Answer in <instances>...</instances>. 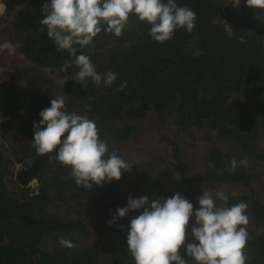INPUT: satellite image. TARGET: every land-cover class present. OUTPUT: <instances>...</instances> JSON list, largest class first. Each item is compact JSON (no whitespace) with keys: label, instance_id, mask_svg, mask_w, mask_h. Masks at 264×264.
I'll list each match as a JSON object with an SVG mask.
<instances>
[{"label":"trees","instance_id":"16d2710c","mask_svg":"<svg viewBox=\"0 0 264 264\" xmlns=\"http://www.w3.org/2000/svg\"><path fill=\"white\" fill-rule=\"evenodd\" d=\"M48 2H0V43L16 51L13 63L0 64V112L8 118L0 125V264H134L127 234L143 209L109 224L130 196L179 193L195 213L197 197L217 188L228 194L226 206L247 203V264H264V21L246 0L239 7L228 0H176L196 13V28L178 29L159 43L150 38V25L131 15L121 36L102 31L91 46H75L99 73L114 71L117 79L111 86L80 82L87 95L74 98L64 80L77 81L78 69L63 71L68 53L38 30ZM57 96L68 112L94 120L109 150L131 161L119 181L84 189L55 152L36 151L33 125ZM233 157L248 166L230 172ZM39 160L34 190L15 169ZM194 224L193 214L186 244L193 242ZM61 237L76 247H61ZM180 254L190 260L186 247Z\"/></svg>","mask_w":264,"mask_h":264},{"label":"clouds","instance_id":"9594fccd","mask_svg":"<svg viewBox=\"0 0 264 264\" xmlns=\"http://www.w3.org/2000/svg\"><path fill=\"white\" fill-rule=\"evenodd\" d=\"M240 2L234 0L235 6L239 7ZM246 6L256 13V19L264 21V0H246ZM42 13L44 18L39 21L42 27L38 30L46 29L57 49L70 57L65 59L62 70L67 71L74 64L78 83L92 79L97 85L103 82L106 86L116 81L117 73H99L88 55H77L75 46H91L102 31L121 36L131 15L150 25L149 36L159 43L170 41L178 29L191 33L197 22L196 13L187 6H178L176 0H49L42 6ZM5 50L9 55L15 51L8 41L0 45V51ZM126 84L122 82L120 87ZM39 115V124L33 125V146L41 155L55 152V160L71 169L70 175L77 186L91 190L93 186L119 181L123 171L133 168L131 161L109 150L94 120L87 114L66 110L63 96L52 99L50 107ZM230 164L232 173L238 167L248 166L246 160L235 157ZM21 171L22 167L17 177ZM228 199V194L220 188L214 193L203 191L197 197L199 207L193 213L194 205L179 193L166 199L130 196L127 205L116 210L109 224L143 209L131 219L127 234V247L134 264H247L248 205L240 202L229 207ZM217 200L223 202L221 206H217ZM193 214V242L186 244ZM59 244L67 249L76 247L64 237ZM182 247H186L190 260L181 256Z\"/></svg>","mask_w":264,"mask_h":264},{"label":"water","instance_id":"95a60500","mask_svg":"<svg viewBox=\"0 0 264 264\" xmlns=\"http://www.w3.org/2000/svg\"><path fill=\"white\" fill-rule=\"evenodd\" d=\"M64 89L70 96H73L74 98H85L87 95L86 85L83 83H78L74 80H69L66 82ZM41 164L42 161H36L29 169L21 171L18 177L20 183L22 185L30 183L32 178L36 176ZM33 188L35 190L36 187Z\"/></svg>","mask_w":264,"mask_h":264},{"label":"rangeland","instance_id":"374dc122","mask_svg":"<svg viewBox=\"0 0 264 264\" xmlns=\"http://www.w3.org/2000/svg\"><path fill=\"white\" fill-rule=\"evenodd\" d=\"M0 2L2 3V0H0ZM3 10H2V12H1V7H0V19L1 18H3ZM15 53H13L12 55H9V54H0V64L2 65V63H4V64H6V66H8L11 62L13 63V61L15 60ZM22 61V60H21ZM23 62V61H22ZM24 64L23 63H19L18 64V66L20 67V66H23ZM0 69H1V72H3L4 71V69L3 68H1L0 67ZM15 72V70L14 71H12L11 73L13 74ZM63 82V81H62ZM64 82H65V80H64ZM20 169H21V167H17L16 169H15V172L18 174L19 173V171H20ZM36 185H37V182L36 181H34L32 184H31V186L32 187H36ZM9 190L10 191H12V192H17V186H14V185H10L9 186Z\"/></svg>","mask_w":264,"mask_h":264},{"label":"built area","instance_id":"2783aa9c","mask_svg":"<svg viewBox=\"0 0 264 264\" xmlns=\"http://www.w3.org/2000/svg\"><path fill=\"white\" fill-rule=\"evenodd\" d=\"M230 3H232L235 6L234 0H228ZM241 3V2H240ZM4 42L0 43V45H3ZM10 43V42H9ZM14 46V45H13ZM15 49V47H14ZM7 50L5 51H0V54H6ZM14 53H16V51H14ZM8 54V53H7ZM2 75L1 69H0V77ZM6 120H8V118L6 116H4L1 112H0V125L5 122ZM0 138H1V132H0Z\"/></svg>","mask_w":264,"mask_h":264}]
</instances>
